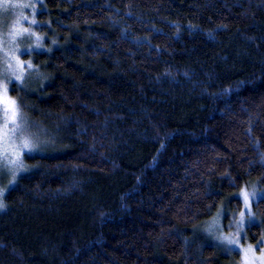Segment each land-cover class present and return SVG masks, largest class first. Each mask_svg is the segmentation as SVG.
Wrapping results in <instances>:
<instances>
[{
	"label": "trees",
	"instance_id": "trees-1",
	"mask_svg": "<svg viewBox=\"0 0 264 264\" xmlns=\"http://www.w3.org/2000/svg\"><path fill=\"white\" fill-rule=\"evenodd\" d=\"M35 20L7 82L52 144L7 184L0 264H231L197 229L264 187V0H43Z\"/></svg>",
	"mask_w": 264,
	"mask_h": 264
},
{
	"label": "rangeland",
	"instance_id": "rangeland-1",
	"mask_svg": "<svg viewBox=\"0 0 264 264\" xmlns=\"http://www.w3.org/2000/svg\"><path fill=\"white\" fill-rule=\"evenodd\" d=\"M42 2L43 0H0V89L6 86L7 97L16 102L17 124L26 129L22 135L29 138L35 145L33 151L24 150V154H43L47 147L52 144L49 132L45 127L39 124H31L22 117L17 101L10 95V84L7 82L20 77L22 67L17 65V61L23 66L19 52L20 47L23 49L22 46L26 44L21 42L27 41L28 43L27 37L33 36L35 38V16ZM20 4L27 5V7L16 6ZM17 30L20 34L16 36L15 40H10L9 34ZM37 45L36 41L35 43H28L29 47H37ZM8 65H11V69L8 68ZM10 117L11 113L6 111L3 104H0V126H4ZM7 127L12 129L13 125L8 122ZM13 141L16 145L21 143L19 131L9 143L11 144ZM10 159V154L8 157L0 159V193H3L0 195V201L3 200L7 191V184L13 183L11 174L13 166L7 164ZM20 173L22 172H17V175ZM262 197H264V187L258 183L243 188L240 193L243 202L241 212L227 216L225 212L219 211L213 218L200 225L197 229L198 235L220 247L225 253L232 255L233 262L231 264H264V237L262 242L257 245L250 244L252 242L249 240L250 243L245 241L247 240L248 226L251 223L260 222V217L256 214L253 203Z\"/></svg>",
	"mask_w": 264,
	"mask_h": 264
},
{
	"label": "snow or ice",
	"instance_id": "snow-or-ice-1",
	"mask_svg": "<svg viewBox=\"0 0 264 264\" xmlns=\"http://www.w3.org/2000/svg\"><path fill=\"white\" fill-rule=\"evenodd\" d=\"M16 6L21 8L27 7V5H23V4ZM19 34L20 33L18 30L13 33H10L9 34L10 40H15L16 36ZM17 65L22 67L19 61H17ZM29 67H31V65H29ZM8 68L11 69V65H8ZM17 79H19V77H17ZM6 93H7V89L6 86H4L2 89H0V104H3L5 106L6 111L11 113V117L10 120L7 121L4 126H0V159L8 157L9 154L11 155V159L7 161V164H11L13 166V168L11 169V174L13 176L12 182H15V177L17 175V172H23L26 170L22 159L24 150L31 152L33 151L35 145L31 142L29 138L24 137L22 135L26 129L21 125L17 124L16 102L8 98ZM8 122H10L13 125L12 129H9L7 127ZM17 131L21 133V143L19 145H16L13 141L10 144L9 141L13 140V137L16 136ZM2 194L3 193H0V195ZM5 207L6 205L2 201H0V209H3ZM241 216H243V213H241Z\"/></svg>",
	"mask_w": 264,
	"mask_h": 264
}]
</instances>
